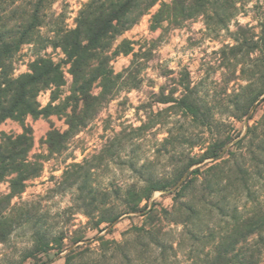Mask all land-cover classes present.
I'll list each match as a JSON object with an SVG mask.
<instances>
[{
    "label": "trees",
    "instance_id": "1",
    "mask_svg": "<svg viewBox=\"0 0 264 264\" xmlns=\"http://www.w3.org/2000/svg\"><path fill=\"white\" fill-rule=\"evenodd\" d=\"M55 0H25L15 5L16 0H0V123L13 119L20 123V133H2L0 137V183L7 182L8 192L0 194V243L18 227L31 223L33 245L25 257L36 259L54 249L64 250V233H49L27 204L11 200L25 189L27 181L39 176L42 159L30 155L33 146L32 128L24 123L26 116L47 118L56 115L63 118L66 128L60 130L50 125L44 143L49 155L63 152L70 140L85 128L101 108L121 90L136 88L137 73L141 70L136 62L137 54L129 65L115 73L110 65L118 53L132 51L130 42L122 40L112 51L114 41L131 28L158 0H87L78 9L73 27H66L62 12L47 20L46 8ZM237 0H171L161 2L151 14L150 28L164 22L178 25L181 22L202 16L216 26H224L239 9ZM48 29L41 32V29ZM246 30L236 38L238 43L230 48L234 58L244 59L253 51L264 50V20L260 24V36L254 41L246 37ZM39 45L40 49H59L63 57L54 61L50 56L36 53L28 63L27 70L13 76L12 58L23 45ZM236 59V63L241 59ZM264 61H261L263 64ZM68 65L71 83L68 94L62 95L65 84L62 65ZM99 88L94 93L93 87ZM49 90V101L41 106L37 100L40 91ZM264 94V76L250 81L241 92L232 95H209L204 97L188 84L179 96L162 97L160 103H170L160 111H150L146 121L132 128L134 137L161 123L164 113L179 115L190 127L209 130L214 124L227 127L218 121L216 114L242 121L251 106ZM228 128V127H227ZM256 125L248 127L239 135L218 131L216 137L201 148L198 156H187L173 173L157 177L145 169L130 163L137 180L117 187H100L95 183L96 172L113 159L123 141L120 133L108 138L97 154L81 163L66 167L58 187L73 190L76 211L87 217L89 228H106L120 215L138 213L145 221L139 227L128 230L121 241L94 240L95 247L82 248L77 244L67 247L63 264H174L179 252H184L187 264H259L264 250V203L259 196L264 187L256 182L264 181V149L252 151L251 145ZM163 146L176 140L170 129ZM128 139V138H127ZM181 139H186L182 135ZM223 155L194 167L188 178L172 193L173 204L169 209H149L146 203L156 190L172 187L184 172L194 164L218 154L227 144ZM244 144L243 149L237 148ZM196 143H190L193 148ZM175 147L171 151L175 152ZM168 152V151H167ZM248 161L256 163L253 171ZM264 199V198H263ZM142 202H145L143 205ZM120 206V209H118ZM208 220L210 223H206ZM182 226V231L173 242L164 238L162 222ZM206 223V228L202 225ZM83 237H75L71 245ZM186 241V243H185ZM36 261L34 264H45ZM22 264V263H18Z\"/></svg>",
    "mask_w": 264,
    "mask_h": 264
},
{
    "label": "rangeland",
    "instance_id": "2",
    "mask_svg": "<svg viewBox=\"0 0 264 264\" xmlns=\"http://www.w3.org/2000/svg\"><path fill=\"white\" fill-rule=\"evenodd\" d=\"M24 1L16 0L15 5L23 4ZM85 1L87 0H55L45 10L46 19L49 20L53 15L62 12L66 27H73L74 17ZM170 1L158 0L131 28L117 37L111 48L113 51L122 40L130 42L132 51L128 54L118 53L111 59L110 65L115 73L120 72L129 65L133 53L137 54L135 59L141 67L137 73L139 81L137 87L121 90L107 102L96 117L70 140L63 152L49 155L44 143L50 125L60 130L66 128L63 118L56 115L47 118L25 117L24 123L32 128L33 146L30 155H38L42 159V170L39 176L27 181L24 191L11 200V205L26 203L27 207L33 211L34 218L38 219L49 233H64L66 236L63 240L64 250L57 253L52 249L45 254L37 255L36 259L26 258L27 251L33 245V227L31 223H28L16 228L5 242L0 243V264H34L36 261H46L45 264H63L69 247L77 244L82 248L95 247L98 242L94 239L99 236L108 240L121 241L124 237H128L126 234L128 230L144 223V217L130 212L120 215L106 228H103L102 224L99 230H92L87 223V217L76 211L73 190L57 188L68 165L81 163L85 158L97 154L106 140L116 133H120L119 137H123V141L118 146L113 159L96 172L95 183L100 187L114 188L135 182L137 176L130 167L131 162L136 169L145 164V169L155 176L167 177L173 173L175 167L183 163L181 161L185 157L198 156L203 151L201 148L210 143L218 131L225 129L228 131V128L233 136L239 135L233 140L234 142L245 133L248 127L256 125L257 137L252 141L251 150L257 152L258 147L264 149V94L259 96L251 106L246 126L245 118L237 121L216 114L217 120L225 122L228 128L221 124H214L209 130L195 129L179 115L169 112L164 113L160 118L161 123L155 124L139 137H134L131 129L140 126L142 121H146L150 111H160L170 105V103H160L158 100L171 94L173 97L179 96L186 84L190 88L194 87L204 97L232 95L241 92L250 81L264 76V62L261 63L264 61V50L253 51L244 59L239 56L234 58L230 50L240 41L236 38H239L241 32L245 30L247 38L258 40L260 24L264 20V0H237L236 6L239 9L221 27L205 20L202 16H196L178 25H168L164 22L161 26L151 29V14L158 9L161 2L169 3ZM47 29L48 26H45L41 32L44 34ZM36 53L48 55L54 61H59L63 57L59 49L51 47L40 49L39 45H23L12 58L13 76L25 72L28 63ZM238 58L241 60L236 63ZM62 69L65 84L61 87V91L62 95H66L71 76L68 73L67 64L62 65ZM98 90L99 88L95 85L94 93ZM49 95V90L39 92L37 100L41 106L47 104ZM168 129L177 139L164 148L163 140L168 137ZM21 131L20 123L16 120L8 118L0 123V137L2 133H20ZM182 135L186 139H181ZM190 143H196V145L191 148ZM230 144H227V148ZM173 147L175 152L171 151ZM243 147L244 144L239 146L236 153H239L238 150ZM211 160L208 158L199 164L192 165L188 168L189 173L194 167ZM247 165L251 170H256L255 162L248 161ZM189 173L183 181L188 178ZM259 185L264 187V181L256 182V187ZM174 191L169 193L154 191L146 203V209L153 204L156 209H169L173 204ZM7 192V182L3 181L0 183V194ZM263 198L264 194L259 196L261 203H264ZM144 203L142 202L141 205ZM205 222L210 223L208 220ZM206 223L202 225V228L207 229ZM210 226H212L211 223ZM161 227L165 233V240L172 241L175 247L182 226L163 221ZM79 236L83 237V240L71 245L70 241ZM183 255L184 252H179L174 264H187ZM259 264H264V250Z\"/></svg>",
    "mask_w": 264,
    "mask_h": 264
},
{
    "label": "water",
    "instance_id": "3",
    "mask_svg": "<svg viewBox=\"0 0 264 264\" xmlns=\"http://www.w3.org/2000/svg\"><path fill=\"white\" fill-rule=\"evenodd\" d=\"M250 113H251V111L248 113V115L245 117V119H244V125L246 126V124H247V122H248V120H249V117H250ZM227 148V145L218 153V154H216L214 157H212L211 159L212 160H217V159H219L222 155H223V153H224V151H225V149ZM188 173H189V169L188 170H186V172L184 173V175L180 178V180L171 188V189H164V190H160V192H162V193H169V192H172V191H174L175 189H177V187H179L180 186V184L183 182V180L186 178V176L188 175Z\"/></svg>",
    "mask_w": 264,
    "mask_h": 264
}]
</instances>
